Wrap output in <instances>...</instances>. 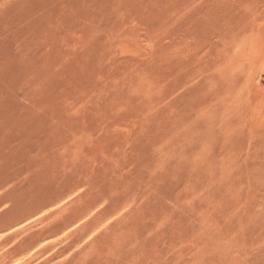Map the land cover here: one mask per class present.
Returning <instances> with one entry per match:
<instances>
[{
	"label": "rangeland",
	"instance_id": "1",
	"mask_svg": "<svg viewBox=\"0 0 264 264\" xmlns=\"http://www.w3.org/2000/svg\"><path fill=\"white\" fill-rule=\"evenodd\" d=\"M263 8L0 0V264H264V155L220 156L196 107L203 47L248 79L217 35Z\"/></svg>",
	"mask_w": 264,
	"mask_h": 264
},
{
	"label": "bare ground",
	"instance_id": "2",
	"mask_svg": "<svg viewBox=\"0 0 264 264\" xmlns=\"http://www.w3.org/2000/svg\"><path fill=\"white\" fill-rule=\"evenodd\" d=\"M252 19L250 21V23L242 25L240 26H236L234 27L233 31L231 33H225V32H220L218 33V41L224 45L225 48H227V52L229 50H231L233 47H237L240 48L241 52L243 54L247 53L248 50H250L251 54H252V58L251 60L253 61V72L249 74L248 79H242V75L237 73L236 71V65L239 63H237V59H235L234 57H230L228 58V60H226L223 56H220V54L222 53V51H219L217 47V45L215 46H210L208 45V47L210 46V48H206L205 46L203 47L202 51L199 52L202 53L203 57L205 58V60H207V63H204L205 66L208 65L209 68H211L209 71L203 73V78L201 75V78L199 77V79L203 81V85L197 86L199 88H201L198 93L196 92V95H199V99L201 97V102L198 104H196V107L198 108V119H202L203 121H208L210 123L211 121V127H209L211 129L210 132L206 133V132H202L206 133L204 136V140H205V144L206 145H211V146H218L217 148H222V151H217L222 153L224 152V154L227 155H232V154H242V155H258V157L262 158V155H264V126H260L259 122L264 120V8L261 11H257L251 15ZM190 21L192 20L191 18H189ZM195 20V19H194ZM193 21V20H192ZM191 21V23H192ZM187 24V21H185ZM194 22V21H193ZM183 24V23H182ZM208 24V23H207ZM211 25V24H210ZM182 26V25H181ZM208 26V25H207ZM213 26V24H212ZM211 26V27H212ZM189 27V26H188ZM194 27V26H193ZM199 27V26H198ZM202 27V26H201ZM214 27V26H213ZM182 28V27H181ZM192 28V26H191ZM188 29V28H186ZM203 29V28H202ZM218 29L217 27H215V30ZM181 30V29H180ZM179 30V31H180ZM191 30V29H190ZM188 31V30H187ZM185 30V32H187ZM201 31V30H199ZM185 32L182 31L183 34H185ZM203 32V31H202ZM206 32V31H205ZM204 32V33H205ZM208 32V31H207ZM206 32V33H207ZM181 33V34H182ZM205 33V34H206ZM209 33V32H208ZM180 34V33H179ZM187 34V33H186ZM193 36V35H192ZM196 36V35H195ZM194 36V38H195ZM206 36V35H205ZM215 36V35H214ZM216 36V37H217ZM207 37V36H206ZM180 38L182 39L181 41H185V39H183L181 36ZM190 38V37H189ZM211 39L213 37H210ZM201 39V38H200ZM217 40V39H216ZM178 41V39H177ZM189 41L186 40V42ZM192 41V40H191ZM194 41V39H193ZM192 41V42H193ZM196 41H199L196 40ZM205 41V40H204ZM191 42V43H192ZM195 42V41H194ZM210 42H212L210 40ZM209 42V43H210ZM178 43V42H177ZM183 43V42H182ZM207 43V41H206ZM208 43V44H209ZM216 43V42H215ZM180 44V43H179ZM193 44V43H192ZM195 44V43H194ZM177 45V44H176ZM200 45V44H199ZM202 45V44H201ZM207 45V44H204ZM232 45V46H230ZM178 46V45H177ZM180 47V46H178ZM195 47V46H194ZM197 47V46H196ZM199 48V47H198ZM215 48V52H213ZM231 48V49H230ZM177 49V48H176ZM178 49H181L178 48ZM193 49V48H192ZM193 51V50H191ZM190 51V52H191ZM194 51H196L194 49ZM178 52V51H177ZM198 52V53H199ZM161 53V52H160ZM194 53V52H193ZM192 53V54H193ZM196 53V52H195ZM190 54V53H189ZM215 54V55H214ZM159 56V55H158ZM162 56V55H161ZM192 56V55H191ZM190 56V57H191ZM164 57V56H163ZM195 58L197 59V56H195ZM201 58V59H202ZM160 60V59H159ZM172 60V59H171ZM193 61L194 58H193ZM162 62V61H161ZM192 62V60H191ZM197 62H199L197 60ZM196 62V63H197ZM170 63V62H169ZM168 63V64H169ZM226 63L228 64V66H226ZM160 66H162L160 63H158ZM181 63H179L180 66ZM191 64V63H190ZM190 64H188L190 66ZM194 64V62L192 63ZM191 64V65H192ZM197 65V64H196ZM230 65V68H229ZM168 66V65H167ZM187 66V65H186ZM187 66V67H189ZM198 66V65H197ZM195 67L198 68V67ZM192 66H190L189 68H191ZM194 67V66H193ZM203 68H205L202 65ZM202 68V69H203ZM171 69V68H170ZM181 68H179L180 70ZM168 70V69H167ZM194 71V70H193ZM185 72V71H183ZM182 72V73H183ZM166 73V72H165ZM187 73V72H186ZM185 73V74H186ZM195 73V72H194ZM172 74V73H171ZM180 74V73H179ZM196 74L195 73V78H196ZM164 75V74H163ZM181 76V75H180ZM187 76V75H186ZM199 76V75H198ZM165 78V77H164ZM185 78V77H184ZM183 78L182 81H185ZM169 79V78H168ZM171 79V78H170ZM181 79V78H180ZM164 80V79H163ZM190 79L188 78V82H187V86L189 85ZM199 80V81H200ZM172 81V80H171ZM175 82V81H174ZM186 83V81H185ZM184 83V84H185ZM181 84V83H180ZM191 86H193V83H190ZM199 85V82H198ZM182 86V85H181ZM164 87V86H163ZM195 87V85L193 86ZM190 88V87H189ZM192 88V87H191ZM187 90V89H186ZM189 90V89H188ZM192 93V90H189ZM194 91V89H193ZM185 92V91H183ZM195 93V92H194ZM194 93H192V95L194 96ZM180 92H179V96H180ZM186 94V92H185ZM184 94V95H185ZM182 94L181 98L184 96ZM197 95V96H198ZM178 96V97H179ZM191 96V95H189ZM192 96V98H193ZM176 97V96H175ZM188 97V96H187ZM180 98V97H179ZM185 98V97H184ZM189 98V97H188ZM187 98V100H188ZM169 99V98H168ZM172 99V98H171ZM196 99V98H195ZM198 99V98H197ZM196 99V100H197ZM198 99V100H199ZM184 100V99H183ZM169 101V100H168ZM180 101V100H179ZM190 100H188L187 102H189ZM170 102V101H169ZM183 102V101H182ZM193 102V101H192ZM197 101H194V103H196ZM198 103V102H197ZM180 104V102H179ZM189 103H186V106ZM182 106L184 104H181ZM190 105V104H189ZM188 105V106H189ZM198 105V106H197ZM194 106V105H193ZM164 107V106H163ZM191 107H192V103H191ZM195 107V108H196ZM166 108V107H165ZM181 108V107H179ZM188 107H184L182 110L185 109V112L189 113V109L187 110ZM193 108V107H192ZM178 110V109H177ZM179 111V112H178ZM177 112L180 113V110H178ZM190 111H193V109H191ZM196 111V110H195ZM169 112V111H168ZM194 112V111H193ZM193 112L192 115L193 116ZM197 112V111H196ZM182 113V112H181ZM180 113V115H181ZM186 113V114H187ZM185 114V113H184ZM195 114V112H194ZM187 115H190L187 114ZM197 116V114H196ZM178 117H182V116H178ZM186 117V116H185ZM182 117V118H185ZM181 118V119H182ZM190 118V117H189ZM192 118V117H191ZM196 118V120H197ZM179 121L180 119L177 118ZM188 119V118H187ZM186 119V121H188ZM177 120L176 123H178L179 121ZM193 120V118H192ZM191 120V122H192ZM195 120V117H194ZM183 121V120H182ZM198 121V120H197ZM181 122V121H180ZM190 122V121H189ZM186 122V123H189ZM207 122V123H208ZM172 123V122H170ZM183 122H181L182 125ZM200 123V122H199ZM206 124V122H203ZM208 123V124H209ZM180 124V123H178ZM185 124V123H183ZM196 124V122H195ZM201 124V123H200ZM198 125V124H197ZM196 125V127H197ZM203 125V124H202ZM210 125V124H209ZM210 125V126H211ZM264 125V123H263ZM184 126H187V124H185ZM194 126V125H193ZM195 127V126H194ZM200 127V125H199ZM198 127V129H199ZM204 127H207L206 125H204ZM207 127V128H208ZM164 128V127H163ZM178 128V127H177ZM176 128V129H177ZM181 128V127H180ZM189 128V127H188ZM187 128V129H188ZM201 128V127H200ZM203 128V127H202ZM184 129V128H182ZM181 129V130H182ZM186 129V130H187ZM197 129V130H198ZM204 129V128H203ZM202 129V130H203ZM179 130V131H178ZM178 132H181L180 129L178 128ZM195 130V128H194ZM201 129H199L198 131H200ZM171 131V130H170ZM184 131V130H183ZM188 131H192L191 133H193V130L190 129ZM198 131H196V133H199ZM206 131V130H205ZM186 136L190 137L191 140V135H187V131H185ZM172 134V133H171ZM183 134V132H182ZM185 134L184 137H185ZM169 135V134H168ZM167 135V136H168ZM181 135V134H179ZM194 135V134H193ZM202 135V136H203ZM195 136V135H194ZM200 136V135H199ZM182 136H180L181 138ZM257 137V138H256ZM179 138V136H178ZM183 138V137H182ZM185 137L184 140H186ZM193 138V136H192ZM196 137H194L195 139ZM198 138V137H197ZM167 139V138H166ZM199 139V138H198ZM168 140V139H167ZM179 139H177L178 141ZM182 139V141H184ZM200 140V139H199ZM175 141V140H174ZM181 141V140H180ZM195 142V140H192ZM191 141V142H192ZM198 141V140H196ZM201 141V140H200ZM187 142V140L185 141V143ZM199 142V141H198ZM203 142V141H201ZM200 142V143H201ZM178 143V142H177ZM184 143V142H183ZM190 142H187L186 144H189ZM199 143V144H200ZM176 144V143H175ZM180 144V142L178 143ZM196 144V143H195ZM233 144H238L239 148L238 149H232V145ZM181 145V144H180ZM184 144H182L181 146H183ZM193 145L190 144V146ZM201 146V144H200ZM220 146V147H219ZM175 147V146H174ZM179 147V146H178ZM179 147V148H182ZM194 147V146H192ZM191 147V148H192ZM198 147V144H197ZM185 148V147H184ZM187 148V146H186ZM189 148V147H188ZM189 151L187 149V153L189 152L190 154V149ZM195 148V147H194ZM201 148V147H200ZM196 149V148H195ZM206 149V148H205ZM183 150V148H182ZM192 150V149H191ZM197 150V149H196ZM200 150V149H199ZM199 150L196 151L198 152L197 155L199 154ZM217 150V149H216ZM194 152V150H193ZM191 153L192 155L195 153ZM218 153V154H220ZM166 154V153H165ZM175 154V153H174ZM184 154V153H183ZM188 154V155H189ZM201 154V153H200ZM224 156L223 154H220V156ZM226 155V156H227ZM171 156V155H170ZM191 156V155H190ZM264 157V156H263ZM188 158V157H187ZM193 158V157H192ZM224 158V157H223ZM194 159V158H193ZM264 159V158H263ZM216 160V159H215ZM220 160V157H219ZM222 160V158H221ZM262 160V159H261ZM224 162V161H223ZM263 164V163H262ZM263 166V165H262ZM261 166V167H262ZM67 225V224H66ZM65 225V226H66ZM71 225V224H70ZM65 228V227H64Z\"/></svg>",
	"mask_w": 264,
	"mask_h": 264
}]
</instances>
